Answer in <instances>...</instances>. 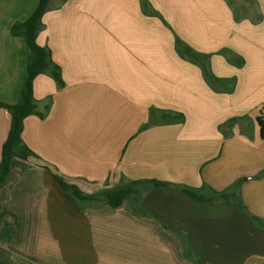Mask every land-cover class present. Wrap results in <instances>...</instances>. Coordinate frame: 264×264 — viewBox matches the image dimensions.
Masks as SVG:
<instances>
[{"label": "crops", "instance_id": "1", "mask_svg": "<svg viewBox=\"0 0 264 264\" xmlns=\"http://www.w3.org/2000/svg\"><path fill=\"white\" fill-rule=\"evenodd\" d=\"M148 2L50 0L37 42L64 85L35 79L37 112L50 108L22 137L37 157L14 159L0 186L12 264H264V0ZM38 4L0 0L2 103L27 78L11 27ZM10 124L0 108V161ZM54 172L87 193L139 182L140 200L83 207ZM181 187L235 197L203 203Z\"/></svg>", "mask_w": 264, "mask_h": 264}, {"label": "trees", "instance_id": "2", "mask_svg": "<svg viewBox=\"0 0 264 264\" xmlns=\"http://www.w3.org/2000/svg\"><path fill=\"white\" fill-rule=\"evenodd\" d=\"M64 1V0H63ZM143 8L149 6L148 0H140ZM50 0H39V4L33 14L23 22H16L12 25L10 33L14 37H20L24 40L27 53V78L20 91L19 100L16 104H7L0 102V108L6 109L11 114V124L6 142L2 148V158L0 161V186L10 181L13 177V161L19 159L30 161L36 158L37 155L25 144L22 134L25 120L32 116L38 115L44 118L50 108V105L45 106V112H37V101L34 97L33 84L35 79L41 74H49L57 84L62 87L64 85L60 74V68L55 65L51 58L49 48L38 44L37 37L43 29V17L49 9ZM177 48L179 52H186L187 55L194 58L206 59V56L196 55L189 47L181 40L177 39ZM203 71L205 79L213 86L218 80L213 77L206 64L203 63ZM259 123L264 131L263 124L259 119ZM49 168L48 166H45ZM60 187L67 193L75 197L79 203L89 205L91 207L107 205L112 208L120 207L125 201L133 198L135 203L139 202L140 193L135 189L139 182H132L127 186H117L105 188L94 193L83 191L77 184L70 183L58 173L54 172ZM153 188L166 185L163 182H149ZM181 190L190 196L192 199L203 203H211L216 200L230 201L235 195L233 193H218L211 192V196H204L200 192L187 187H181ZM5 251L0 247V264H12L8 260Z\"/></svg>", "mask_w": 264, "mask_h": 264}, {"label": "built area", "instance_id": "3", "mask_svg": "<svg viewBox=\"0 0 264 264\" xmlns=\"http://www.w3.org/2000/svg\"><path fill=\"white\" fill-rule=\"evenodd\" d=\"M260 120H261V122H262V124H263V128H264V113L261 114Z\"/></svg>", "mask_w": 264, "mask_h": 264}, {"label": "rangeland", "instance_id": "4", "mask_svg": "<svg viewBox=\"0 0 264 264\" xmlns=\"http://www.w3.org/2000/svg\"><path fill=\"white\" fill-rule=\"evenodd\" d=\"M4 259L8 260V257H6V258L4 257Z\"/></svg>", "mask_w": 264, "mask_h": 264}]
</instances>
